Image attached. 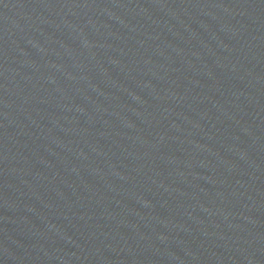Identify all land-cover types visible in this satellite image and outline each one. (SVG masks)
I'll return each mask as SVG.
<instances>
[{
	"label": "water",
	"instance_id": "water-1",
	"mask_svg": "<svg viewBox=\"0 0 264 264\" xmlns=\"http://www.w3.org/2000/svg\"><path fill=\"white\" fill-rule=\"evenodd\" d=\"M0 264H264V0H0Z\"/></svg>",
	"mask_w": 264,
	"mask_h": 264
}]
</instances>
